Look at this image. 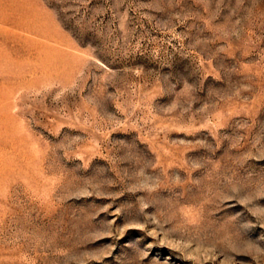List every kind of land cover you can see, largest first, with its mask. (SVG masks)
I'll return each mask as SVG.
<instances>
[{"label": "rangeland", "instance_id": "374dc122", "mask_svg": "<svg viewBox=\"0 0 264 264\" xmlns=\"http://www.w3.org/2000/svg\"><path fill=\"white\" fill-rule=\"evenodd\" d=\"M0 264H264V0H0Z\"/></svg>", "mask_w": 264, "mask_h": 264}]
</instances>
